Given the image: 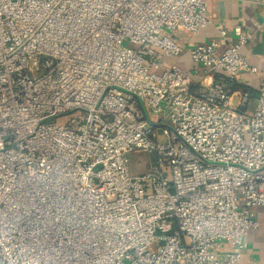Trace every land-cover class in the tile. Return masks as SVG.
<instances>
[{
    "label": "built area",
    "instance_id": "obj_1",
    "mask_svg": "<svg viewBox=\"0 0 264 264\" xmlns=\"http://www.w3.org/2000/svg\"><path fill=\"white\" fill-rule=\"evenodd\" d=\"M210 23L207 0H0V264H240L264 206V82L233 89L251 34L196 45L197 81L166 64Z\"/></svg>",
    "mask_w": 264,
    "mask_h": 264
},
{
    "label": "crops",
    "instance_id": "obj_2",
    "mask_svg": "<svg viewBox=\"0 0 264 264\" xmlns=\"http://www.w3.org/2000/svg\"><path fill=\"white\" fill-rule=\"evenodd\" d=\"M208 17L211 23L202 28L198 33L178 28L173 32V37L182 47L178 57L167 58V65H178L190 73L197 81L204 75V69L192 60L193 48L206 43L219 36V30L227 29V40L230 41L236 25L251 34L249 41L242 47V54L250 65L257 68L256 73H239L233 89L248 88L255 94L260 82H264V0H207ZM226 42H224L225 44ZM219 49V52L223 50ZM198 68L199 73L193 71ZM252 219L257 222V227L251 229L246 236L248 247L243 251L240 264H264V206H255L251 210ZM224 245V252L229 250Z\"/></svg>",
    "mask_w": 264,
    "mask_h": 264
},
{
    "label": "rangeland",
    "instance_id": "obj_3",
    "mask_svg": "<svg viewBox=\"0 0 264 264\" xmlns=\"http://www.w3.org/2000/svg\"><path fill=\"white\" fill-rule=\"evenodd\" d=\"M38 75V74H37ZM33 76V75H32ZM146 108V112L152 122L155 123L156 119L150 113V110ZM129 157V170L132 175H141L150 172L151 169V157L146 151H132L128 155Z\"/></svg>",
    "mask_w": 264,
    "mask_h": 264
}]
</instances>
